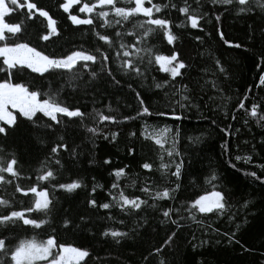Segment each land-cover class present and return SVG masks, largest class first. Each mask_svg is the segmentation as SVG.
<instances>
[{
	"label": "snow or ice",
	"instance_id": "6c2138e0",
	"mask_svg": "<svg viewBox=\"0 0 264 264\" xmlns=\"http://www.w3.org/2000/svg\"><path fill=\"white\" fill-rule=\"evenodd\" d=\"M54 3L57 10L67 14L66 19L71 25L90 26L93 41L89 48L83 44L71 48L57 44L62 36L60 22L50 9L41 6L40 0H0V264H89L93 260L88 246L76 245L61 238L62 235L75 236L83 232L92 235L89 228L92 218L86 214H77L74 218L65 210L59 220L55 219L58 201L52 194L58 190L73 194L87 187L82 178L61 182L66 172L62 152L68 153L69 159L78 155L76 147L70 148L65 138L67 129L75 124L85 128L93 138L103 135V139L115 144L120 132L105 133L101 125L106 122L122 125L143 120L145 123L140 135L158 146V163L144 162L140 167L147 173L159 172L162 182H157L151 175L129 174L126 172L129 165L126 164L112 170L110 175L115 180L107 189L110 199L98 204L94 194L98 188L103 190V185L97 184L93 178L86 200L88 209L109 210L106 217L109 221L115 219L111 214L112 209H118L125 216L139 217L129 231L109 226L100 233L102 237L111 238L116 245L121 244L130 237V233H137L138 229L148 224L147 212L150 209L159 213V224L165 230L163 243L149 253L158 258L157 264H169L163 257L164 250L172 249L175 241L181 238L180 233L186 222L227 237L229 244H239L236 236L241 225L236 224L237 231L224 233L213 229L211 223L205 225L208 214L219 218L231 210L223 184L220 183L222 176L215 167H211L204 178L211 191L204 190V194L190 201H182L179 207L167 204L177 200V193L184 187L182 178L187 174L184 154L178 148L181 129L178 125H150L147 120L158 116L182 121L189 119L188 112L193 109L199 111L201 107L194 89L184 83L192 65L182 58L177 47L170 49L169 54H160L157 43L166 41L167 45H175L180 41L181 37L174 34V28L199 30L210 37L211 33L206 31V27L212 26L224 46L241 49L244 47L241 43H234L222 31V15H256L264 20V0H181L179 4L176 0H54ZM219 9H223V13ZM173 10L184 18L179 23L174 24L169 18ZM256 33L257 30L250 26L247 38L254 40ZM259 34L264 39V28L259 30ZM195 40L203 43L204 36L197 35ZM49 44H57L61 50L53 48L49 51ZM206 58L211 65H206L201 71L213 78L204 79L203 83L197 81V87L205 90L210 86L227 104L231 97L222 95L223 90L218 82L220 77L228 76L227 69L212 50H208ZM257 60L258 67L264 65V54H259ZM153 70L167 74L160 80L151 77V87L163 93L162 107L159 103H148L132 83H127L126 87L134 93L137 102L134 115H120L119 110H114L110 104L103 109L95 107L98 81L122 87L121 81L116 78V73H120L142 83ZM257 87H264V72L259 76ZM66 89H71L72 93L79 91L83 95H92L94 106L91 111H82L79 100L75 104L69 103ZM249 91L239 99L235 110H243L246 117L256 118V123L260 125L264 121V101L246 106ZM209 100L215 103L212 97ZM113 111L118 114L112 115ZM232 119L235 120L236 116L232 115ZM86 121H90L92 126H88ZM24 122L32 126L34 133L43 130L53 137L49 154L33 173L34 181L24 174L18 153L9 150L5 143ZM243 123L246 126L248 119H244ZM211 124L219 127L216 120H212ZM231 129L230 124L219 127L224 137L234 134ZM239 131L235 129V133ZM128 137L135 138L136 132L130 131ZM187 139L195 144L200 142L201 137L189 136ZM40 142L45 143L44 140ZM261 143L264 144V139ZM231 147L228 139L222 140V155L230 157ZM134 152L133 146H127L129 157ZM234 159L242 160L245 164L252 162L251 155H235ZM103 163L107 165L111 161L105 159ZM228 163L236 168L231 158ZM257 167L264 171V165ZM244 174L264 185V177L257 175L256 171H246ZM24 179L30 181L27 186L20 183ZM122 179L127 181L123 186ZM129 187L137 188L143 196L128 195L126 189ZM9 188L13 191L9 192ZM17 194L27 198V201L18 199ZM250 203L245 201L243 207L248 208ZM140 213L146 214L140 216ZM228 220L235 223L233 215H228ZM118 223L125 224V221L121 219ZM42 236L46 238H40ZM192 240H197L195 234ZM215 242L220 243L218 239ZM208 243L209 240H200L192 247L195 250ZM144 260L147 261L148 257L145 256Z\"/></svg>",
	"mask_w": 264,
	"mask_h": 264
},
{
	"label": "trees",
	"instance_id": "16d2710c",
	"mask_svg": "<svg viewBox=\"0 0 264 264\" xmlns=\"http://www.w3.org/2000/svg\"><path fill=\"white\" fill-rule=\"evenodd\" d=\"M180 2L181 0H176V3ZM40 4L50 9L54 18L60 22L62 36L57 44L63 45L64 48L81 44L85 48L91 46L93 37L89 30L90 26L71 25V22L66 19L67 14L57 10L54 0H40ZM208 7L210 8L211 5ZM219 11L223 13V9H219ZM81 16L83 17V14ZM169 18L174 24L184 19L175 10L171 12ZM222 20V31L226 33L227 38L234 43H241L244 47L234 49L224 46L212 26L206 27V31L211 33L210 37L205 36L199 30L174 28V34L181 37L175 45H167L166 41L158 43L153 41V43H157L160 54H169L170 49L177 47L182 58L192 65L184 83L194 89L197 102L201 107L199 111L193 109L188 112L189 119L173 121L168 117L153 116L147 120V123L159 127L165 124L178 125L181 129L178 148L184 154L185 163L188 166L187 174L182 178L184 187L177 193V200L169 201L167 204L179 207L182 201L195 199L196 196L204 194V190L211 191V187L204 183V178L210 173L211 167H215L222 176L220 183L223 184V190L227 194L231 210L219 218L208 214L205 225L211 223L212 228L219 229L220 233L237 231L236 224L241 225L236 236L240 243L229 244L227 237L210 232L206 227L198 228L195 224L186 222L180 233L181 238L175 241L172 249L165 248L164 250L163 257L169 264L172 262L174 264H264V185L259 181H253L251 177L244 174L246 171H256L257 175L264 177V171L257 167L264 165V144L261 143L264 139V127L261 126L264 125V121L258 125L256 118L246 117L243 110H235L239 99L249 89L248 99L245 100L246 106L250 107L253 102L264 101V87H257L259 76L264 72V65L257 66V56L264 54V39L259 34V30L264 28V20L256 15L236 16L231 13H223ZM250 26L257 30L254 40L247 38ZM197 35L204 36L203 43L195 40ZM53 39L55 40V38ZM33 41H35V36H33ZM57 44H49L48 50L56 48L57 51H60ZM208 50H212L227 69L228 76L220 77L218 81L223 90L222 95L231 97L227 104L223 103L221 95L213 91L210 86L205 90H200L197 87V81L203 83L204 79L211 80L213 78L210 74L201 71L206 65H211V61L206 58ZM201 53L204 55L202 56ZM166 75L153 70L148 79L141 83L137 79H130L116 73V78L121 81L122 87L98 81L99 91L95 94V107L103 109L105 105L110 104L114 110H119L120 115H134L137 102L134 99V93L126 87L127 83H132L148 103L153 105L159 103L162 107L163 93L151 87V77L155 76L160 80ZM209 97H212L215 103L210 101ZM66 99L71 104H75L79 100V106L85 112H90L94 106L93 96L83 95L79 91L72 93L71 89H66ZM127 105H131V107H127ZM205 105L208 106L205 107ZM225 113H227V117ZM106 114L108 113L106 112ZM111 114L117 115L118 113L113 111ZM232 115L236 116L235 120L232 119ZM244 119H248L246 126L243 123ZM212 120H216L219 127H226L230 124L234 134L224 137L219 127L211 124ZM86 123L88 126H92L90 121H86ZM144 123L143 120H136L122 125L108 124L107 122L105 125H101L105 133L120 132L115 144L103 139V135L93 138L85 128L78 124L67 129L65 138L68 140L70 148L76 147L78 155L74 159H69L68 153L62 152V163L65 165L66 172L61 178V182L82 178L87 187L77 190L73 194L64 193L62 190L53 193V198L58 201L55 219L59 220L65 210H68L74 218L77 214H86L92 218L89 224L92 235L83 232L77 233L75 236L71 234L61 236L62 239L76 245L88 246L93 257L89 264H157L158 258L149 255V253L154 247H159L165 238L164 226L159 224L158 212L149 209L147 212L148 224L138 229L137 233H130L128 239L116 245L111 238L102 237L100 233L109 226L121 231H129L139 217L125 216L118 209H112L111 214L115 219L109 221L106 219L109 210L99 208L90 210L86 205L93 178L97 184L103 185V190L98 188L94 194L97 203L108 202L110 197L107 189L115 180V177L110 173L113 169L121 168L126 164L129 165L126 169L129 174L151 175L157 182H162L159 172L147 173L140 167L144 162L154 165L158 163V146L140 135ZM235 129H240L239 133H235ZM130 131L136 132L135 138L128 137ZM189 136L201 137V140L199 143L193 144L187 139ZM52 139L53 137L46 135L43 130L34 133L32 126L24 122L5 143L9 150L18 153L24 174L30 176L34 181L33 173L49 154ZM224 139H228L232 145L230 157L221 153L220 144ZM41 140H44L45 143H41ZM245 141L247 143H244ZM236 145L239 147L237 148ZM127 146L135 148L132 157L127 154ZM235 155H251L252 162L245 164L242 160L235 161ZM230 158L236 164V168L229 165ZM105 159H109L111 163L104 164ZM20 183L27 186L30 181L24 179ZM124 183L127 181L122 179V186ZM8 191L11 192L13 189L9 188ZM126 193L130 196H143L137 188L133 187L127 188ZM17 198L27 201V198L22 197L21 194H17ZM245 201L251 202L248 208L243 207ZM145 214L140 213V216ZM228 215L234 216L235 223L229 222ZM121 219L125 221V224L118 223ZM28 234L31 235V233ZM193 234L197 237L196 241L192 240ZM217 239L220 241L219 244L215 242ZM200 240H209V243L194 250L192 244L199 243ZM245 248L249 251H245ZM145 256L148 257L147 261L144 260Z\"/></svg>",
	"mask_w": 264,
	"mask_h": 264
}]
</instances>
